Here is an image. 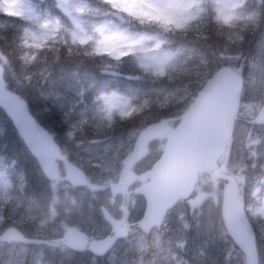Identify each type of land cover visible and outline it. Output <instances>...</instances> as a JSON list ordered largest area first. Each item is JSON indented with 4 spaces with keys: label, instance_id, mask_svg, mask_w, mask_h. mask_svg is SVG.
<instances>
[{
    "label": "clouds",
    "instance_id": "1",
    "mask_svg": "<svg viewBox=\"0 0 264 264\" xmlns=\"http://www.w3.org/2000/svg\"><path fill=\"white\" fill-rule=\"evenodd\" d=\"M87 6L90 15L81 23L68 26L46 17L22 29L7 51L0 48V83L7 86L10 77L27 85L63 57L99 60L115 68L127 63L140 74L137 79L161 86L97 96L93 114L66 133L67 142L76 148L84 145L82 137H93L83 151L89 153L86 163L97 170L95 177L69 162L66 174L50 184L47 202L30 199L36 214L17 213L18 219L0 226V244L13 243L6 240L9 231L23 237L21 226L32 224L34 231L57 237L49 244L64 260L76 252H90L95 264V257L103 253L94 245L74 242L64 227L70 225L88 239L100 229L109 245L118 239L135 241L139 256L133 264H159L169 210L186 206L187 212L177 213L186 230L187 216L219 208L220 196L226 193L219 238L228 250L222 264H264L256 245L257 232L264 238V195H258L264 192V175L249 190V174L264 155L255 147L264 137L254 135L255 128H264V80L259 98L245 99L257 71L264 75V0H255V6L250 0H87ZM212 29L224 40L220 50L210 45L206 51L168 47L170 37L190 33L207 41ZM257 31L256 54L237 63L240 53L229 49L239 48L250 32ZM209 57L233 61L227 65V94L217 88L225 66L213 69ZM170 109L175 114H165ZM240 119L249 127L237 145L234 133ZM121 124L134 126L126 136L113 139ZM101 137L110 142L102 143L97 139ZM259 167L264 171V164ZM76 188L83 189L79 196L72 194ZM249 195L252 204H246ZM141 202L145 211L133 221ZM34 255L41 257L39 264H47L43 251ZM165 264L181 261L166 258Z\"/></svg>",
    "mask_w": 264,
    "mask_h": 264
},
{
    "label": "rangeland",
    "instance_id": "2",
    "mask_svg": "<svg viewBox=\"0 0 264 264\" xmlns=\"http://www.w3.org/2000/svg\"><path fill=\"white\" fill-rule=\"evenodd\" d=\"M39 1L40 4H37V8H35L34 5L32 6L26 5L25 0H0V28H2L5 25L8 19L5 16L10 14L19 16L21 18L27 15V19L30 21V24L32 25L39 24L42 20H44L47 17V18H55L58 24L74 26L88 19L91 12V9L87 6V0H52L53 1L52 3H54V6L57 8L55 10L59 12V15H52L51 14L52 6L50 7L48 3L47 4L45 3L46 1L49 2L51 0H39ZM192 2L195 3V0H192ZM167 22H171V21L169 20ZM258 45L259 42L256 44L254 43L252 44L246 40L245 44H243L239 48L233 47L229 49V51L233 53L239 52L240 60L236 62L244 61L246 63L247 61L245 58L251 57L252 55L256 54ZM106 64L108 66H111L109 68L113 69L112 64H108V63ZM125 65L127 66V63H125ZM54 68H55L54 78L51 79L54 85H52V83L50 84L49 82L50 84L49 86L53 88H49L48 90L45 89L43 92L39 91L38 94H36V96H38L40 93V98L44 102H47L44 99V97L50 96V98L53 99L52 101H56L53 104L56 107L58 101L55 98H58L57 96H62L68 92L69 90L68 83L70 82L69 81L70 75L73 71H71L72 66H66L64 64L60 65L59 62L54 65ZM128 68L131 69L132 71H136L135 69H132L130 67ZM90 71L94 73L93 78H96L95 72L92 69H90ZM136 75L137 74H135V76ZM82 77L84 79H87L89 82L93 83L90 87L88 99L86 100L87 106L86 108L82 107L83 112H89L87 114V117L93 114L95 110V100L97 96L107 95L109 92H111V90H117L121 93H125L122 91L124 90L129 94H131L134 91H138V88H134L131 90L130 88L127 89L122 86H120L122 90L117 88L111 89V87L106 83L109 82V80H105L106 82L97 80L98 83H95L92 81V74L88 72L82 74ZM262 80H264V75H262L259 71H257V73L255 74V85L252 88L246 89L245 99H248L250 97L259 98L261 93ZM45 81L47 82V80ZM160 86H161L160 84H152V88L160 87ZM23 89H26V87H24ZM65 99H69V98L66 97ZM59 104L62 105L63 102L59 101ZM75 106L79 108L80 104H77ZM180 107H181L180 105L177 106V108ZM79 112L81 113L82 110L79 109ZM170 114H175V110L171 109ZM76 116L81 117V115L79 114H76ZM72 118H74V116H72ZM79 120L80 118H78L77 121ZM75 125L76 123L70 125V130H73L74 129L73 126ZM248 127L249 125L245 120L240 119L238 121L237 128L234 134L237 145L246 135ZM129 128L130 127H128L126 130H119V131L114 130V132L112 133V138L114 139L116 137L126 136ZM254 135L264 137V128L258 129L257 132H254ZM82 139H84V145H82L81 148H76L72 145V147H70V153H68V155H70V158L68 156H66L65 158V155L64 158L72 161L75 164L82 165L83 168L86 170V172L89 174V176L95 177L97 170L91 167L89 163H86V161L89 159V153L83 151V148L88 146V140L93 139V137L91 136H88L86 138L82 137ZM97 139H100L102 143L110 142L109 140H106L102 137ZM255 147L258 152L263 153L264 140H261V142ZM261 175L264 174H257L255 172H250L249 185L252 183V181L256 182V178H258ZM58 187H60V191L62 193L63 192L62 185H58ZM46 192L47 195H45V202H47L51 194L50 185L49 186L46 185ZM81 192H83V189L80 190L75 189V192H73L72 194L79 196ZM258 195H263V192L259 193ZM220 200H221V196H220ZM252 203H254V201L252 197L249 195L246 199V204H252ZM142 207H143V203L141 202L136 208V210L132 213V215H139L142 211ZM181 210L187 212L186 206L183 204L179 205L175 210V214L171 216L169 219H167L165 222V226H164V228L166 229L164 235L165 243H164V251L162 252V259L164 261H166V258L167 260H172V258L175 257L177 260L181 261V264H183V261H187L188 264H200L201 261H203L204 264H208L209 262L217 258L219 255L227 253L228 246L219 238L221 225L219 223V220H216V217L219 218L220 215L219 208L208 210L205 212L204 215L199 217L194 218L193 216H187V220L190 227L186 230L182 228L181 224L177 220V213ZM5 221L7 220L2 219L0 216V226H2ZM64 227H65V231L72 228L70 225H65ZM41 233L44 234V236L47 238L54 237L50 232H41ZM171 236H174V238H171ZM132 246H135V244L131 245V247ZM20 249L21 252H24V255L23 256L21 255L20 257L26 258L24 259V262L27 264H39L41 257L34 255V253L43 251L44 255L47 254V250H44L42 248L33 250L31 254H29L28 252L29 250H25L23 247H21ZM9 255H11V252H9ZM54 255L55 252L53 251L50 254V257H54ZM57 256L63 258L58 251H57ZM115 258H118V256H115ZM96 260L97 259L95 258V264H96ZM122 260L124 262H127L126 257H123ZM219 262L222 263L223 261H219ZM1 264H5V263L1 262ZM8 264H14V263L12 261H8ZM78 264H93V256H91L88 253L84 254V260L80 261Z\"/></svg>",
    "mask_w": 264,
    "mask_h": 264
},
{
    "label": "water",
    "instance_id": "3",
    "mask_svg": "<svg viewBox=\"0 0 264 264\" xmlns=\"http://www.w3.org/2000/svg\"><path fill=\"white\" fill-rule=\"evenodd\" d=\"M105 73L114 74L111 71H104ZM231 86L230 78L227 75V67H225V74L218 84L217 88L221 94H227ZM0 105L5 108L6 113L16 125L19 133L24 137L30 150L35 154L41 168L47 177L55 179L58 176L55 158L58 157V148L54 144L52 137L40 126L33 116L30 114L27 104L16 95L9 92H4L0 83ZM68 164H66V170ZM55 173V175H50ZM228 206V196L226 193L222 195V219L224 222L225 214ZM67 235L76 243L89 245L87 238L82 237L76 232H69ZM14 238L20 240V236L14 237L12 232L6 234V240L12 241ZM109 242H106L102 253L109 247Z\"/></svg>",
    "mask_w": 264,
    "mask_h": 264
},
{
    "label": "trees",
    "instance_id": "4",
    "mask_svg": "<svg viewBox=\"0 0 264 264\" xmlns=\"http://www.w3.org/2000/svg\"><path fill=\"white\" fill-rule=\"evenodd\" d=\"M19 32H20V30L17 28V25L15 24V22H12L11 26H8L5 29H2L0 31V48H4V50L7 51L8 47L11 46V43H12L14 37H16ZM210 32L212 33L211 38L207 41L199 40L193 34L190 33L189 35H187L186 37H183V38L170 37V39L172 41L171 44H172V46H179L180 45V46H184L186 48H195V49H201V50H205V51L207 50L206 45H210L211 48L216 49V50L222 49V47L224 45L223 38L217 37L214 34V29L210 30ZM209 59L212 62L210 66L213 69L217 68L220 65H225L227 63H233V61H230V60L217 61L213 57H209ZM241 62L244 63V61H241ZM241 62H237V63H241ZM73 63L76 64L77 61H74ZM52 106L53 105L49 103L50 110L47 112H43L42 110H39V109H37V111H36V110H34V108L32 106H30V108L32 109V111L36 112L37 116L36 115L35 116L37 117V119L40 120V122L42 124H44L47 128H52L51 130H55V129L59 128L57 126L63 125L64 115H61V113H58L56 110H53L54 108H52ZM168 113H165V114H168ZM4 123L10 124L5 119H4ZM122 125H125V124H122ZM34 165H35V170L37 172V177L42 180V185H44L42 188V191L38 194V198L41 200V202H43V199H45V192H46L45 184H47V183H46V180L42 178V175L40 174V171H39L36 163H34ZM28 171H29V168H28ZM38 183H39V181H37V179L35 177V184H38ZM218 220H219L220 225H222L221 220H220V215H219ZM257 235H258V238L260 241L261 235L259 234V232H257ZM0 262H1V260H0ZM79 262H80V259L75 257L72 263L63 262V264H78ZM101 262H99L98 264L103 263V262L102 263ZM48 264H62V260L58 256H55L52 258V260L48 261Z\"/></svg>",
    "mask_w": 264,
    "mask_h": 264
},
{
    "label": "bare ground",
    "instance_id": "5",
    "mask_svg": "<svg viewBox=\"0 0 264 264\" xmlns=\"http://www.w3.org/2000/svg\"><path fill=\"white\" fill-rule=\"evenodd\" d=\"M65 67V66H64ZM43 111V110H42Z\"/></svg>",
    "mask_w": 264,
    "mask_h": 264
}]
</instances>
